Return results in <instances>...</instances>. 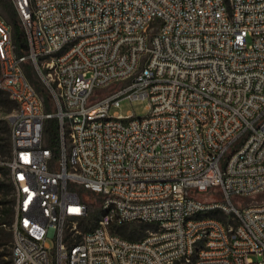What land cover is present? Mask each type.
I'll return each instance as SVG.
<instances>
[{
    "label": "built area",
    "instance_id": "built-area-1",
    "mask_svg": "<svg viewBox=\"0 0 264 264\" xmlns=\"http://www.w3.org/2000/svg\"><path fill=\"white\" fill-rule=\"evenodd\" d=\"M12 2L28 43L0 13L12 264L264 263V201H234L264 191V0ZM124 99L148 113H111Z\"/></svg>",
    "mask_w": 264,
    "mask_h": 264
},
{
    "label": "rangeland",
    "instance_id": "rangeland-1",
    "mask_svg": "<svg viewBox=\"0 0 264 264\" xmlns=\"http://www.w3.org/2000/svg\"><path fill=\"white\" fill-rule=\"evenodd\" d=\"M0 11L2 12L1 8ZM29 63L33 66V70L35 72L36 78L39 80V82L43 85L45 90L48 92L50 96V105L51 110L53 111L55 108V104L53 101V97L43 82V80L40 78V76L37 74L35 70V65L32 61H29ZM149 104L148 99H124L121 101V105L119 107H113L111 109V113L113 112H119L122 114H128L129 112H134L136 115L143 116L148 113L147 105ZM16 111V104L9 98L7 93L0 90V161H5L10 157L11 149L9 147V143L11 142V119ZM46 124L50 127V135L49 138L46 134V139L51 148H53L55 151L58 149V137H59V121L57 118H50L46 120ZM57 128V130L55 129ZM57 131V140H55V132ZM57 141V142H56ZM3 166L4 169L0 170V200H5L7 203V208L10 209V211H15V190L14 187L10 181L9 175L6 173V166ZM236 204H254L258 202L264 201V191L261 193H257L251 197H248L246 199L242 198H236L235 200ZM1 208V205H0ZM1 214V211H0ZM99 215V208L97 202L92 203V214L88 221H85L87 223V226L80 224L79 227L82 231L85 230V228L88 227V223H94ZM15 220V219H14ZM14 222V221H13ZM51 246L54 245V241L49 238L48 239ZM10 255L5 258H10ZM254 258H256L254 256ZM258 260L262 261V258H259ZM7 264V263H3ZM264 264V263H262Z\"/></svg>",
    "mask_w": 264,
    "mask_h": 264
},
{
    "label": "trees",
    "instance_id": "trees-1",
    "mask_svg": "<svg viewBox=\"0 0 264 264\" xmlns=\"http://www.w3.org/2000/svg\"><path fill=\"white\" fill-rule=\"evenodd\" d=\"M0 8L2 12L0 13L6 18V20L12 25L13 27V42L16 46V52L18 55H22L27 52V39L24 33V30L21 26V23L18 18L17 11L14 7V4L12 0H0ZM25 70L29 77V79L32 81V83L37 88L38 92L44 99L46 109L48 111L51 110L50 105V96L48 92L45 90L43 85L39 82V80L36 78L35 72L33 70V66L29 63V61L25 62ZM15 103V102H14ZM57 130V128H55ZM50 127L49 125L45 124V137L46 134L49 138L50 135ZM57 131L55 132V140H57ZM47 141V139H46ZM57 142V141H56ZM48 143V142H47ZM9 147L11 149V142L9 143ZM6 173L9 175V170L7 167ZM4 167L0 166V170H3ZM83 192V190H82ZM93 203V202H92ZM0 264L7 263L12 264V247H13V231H12V223L15 219V211H10L9 208H7V203L5 200H0ZM82 225L87 226V223L83 221L80 223ZM151 225L146 223H140V224H133V225H125L120 226L117 228V230L123 234L126 237L138 239L142 237L145 234L146 229L150 228ZM10 255V258H5Z\"/></svg>",
    "mask_w": 264,
    "mask_h": 264
}]
</instances>
